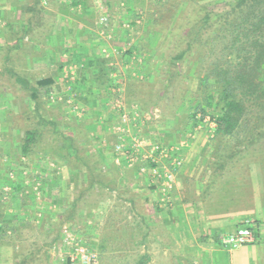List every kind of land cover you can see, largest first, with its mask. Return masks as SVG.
<instances>
[{"label": "rangeland", "instance_id": "rangeland-1", "mask_svg": "<svg viewBox=\"0 0 264 264\" xmlns=\"http://www.w3.org/2000/svg\"><path fill=\"white\" fill-rule=\"evenodd\" d=\"M15 1L16 3L12 0L13 3L10 2L8 6L10 11H16L12 17H1L0 12V47L5 44L6 37H10L14 34L17 36L23 34V42L34 44L31 48L32 50L25 51L24 54V50L14 51L10 55V62H12V66L19 72L29 74L33 77H46L55 73V83L51 86L50 93L44 91L41 94V98L44 101L41 110L44 115L48 116L59 114L58 111L60 109L57 106H53V104L57 105V103L60 102L64 110H71L72 112L74 111L77 116H82L84 120L80 127L85 132V138H87L86 142L83 141L84 138H82L81 135H78L79 130L74 127L76 125L74 118L72 119L70 114H66L65 118L69 121L67 124H70L69 126H71L73 135L75 137L78 136L76 138V144L81 150V154L86 157L87 155L91 156V158L87 159L88 162H92L91 159L96 158L92 153V149L94 148L99 152L103 160L111 159L121 167L131 168L137 165L139 170L140 159L142 158L139 157V159L134 162L127 161V157L123 155V151H120L118 145H122L123 150L125 147L131 146L132 143L138 142L140 138L153 143L158 142L159 144L178 147V150L182 151L188 147L190 149V147L195 145L194 149H191V154L193 155L189 158L192 161L197 160V162L193 164L196 169L194 179L196 181L198 179L201 181L204 171L207 170V163L210 157L211 159L213 157L212 152L217 151H215L216 148L214 149V145H219L218 153H222L223 159L230 156L228 155V148H230V145L228 146L225 143L232 144V142H227V138H216V122L209 114L204 117H200V114H197L195 126H193L192 122H188V124L181 127L179 126V122L182 123V120L184 121L187 115L192 111L197 91L196 80L186 79L188 84L186 86V91L183 93L184 100H182V106L180 105L181 107L179 106L176 108L174 114L171 112L172 110H170L169 104L171 100L170 96L172 95V90L170 88L168 92L160 98L156 106L152 108V111L150 109H142V107L136 103L126 104L124 98L119 95L122 94V90H119L120 87L116 85H120L122 81L124 82L123 76L125 75L113 69L116 67L118 69L123 68L127 77H129V69H132L131 72L133 73L130 77L136 78L142 76V74L136 72V68L143 60V57H137L136 60L127 57L123 58L118 54V49L116 48V45H118L116 43H118L119 39L117 36L122 35V33V48H128L132 43H138V40L140 41V39H142V24L145 20L144 12L141 13V11H138L135 25H130V27H128L129 21L133 18L132 10L129 8V0H110L112 7L108 8V10L105 0H84L86 4L91 6V10H87L85 13L87 17L85 19L95 24L92 39L91 34L88 35L86 33L90 32V29L85 28L87 31L84 32L82 29L86 26L83 21L74 17V12L79 13L81 9H83L80 1H78L75 6H69L68 9L65 10L66 12H59L57 9L56 11L55 9L53 10L45 0H40L39 6L43 8L32 17L34 29L26 34L24 22L22 23V21L26 20L28 15L31 14L29 11H26L27 7H30L31 0ZM142 1V7L145 8V10L149 7L153 8L152 5L155 0ZM201 1L209 3L217 0ZM68 2H70V0H62V5L68 4ZM2 4L3 3L0 5ZM57 15H62L63 17ZM65 19H68V22H66ZM10 21L12 23L8 26L7 23H10ZM126 28H128L127 32H125ZM51 30L52 32L49 37L47 33ZM132 30L135 31V33ZM125 33L128 35L125 36ZM151 35L155 36L153 34ZM36 36L44 40L37 43L36 40L30 39ZM154 43L155 41H153V39L151 41L149 40V48L152 49ZM79 45L83 47V51L88 52L89 58L95 59L96 54L98 56L104 55L110 58L109 62L106 63V68L109 72L108 77L111 78L110 81L107 82V85H109V90L115 95L112 99L106 98L105 101L107 103L105 104L104 102V104L108 108L104 112L101 106L99 107L95 104L92 105L87 103V101L81 98L82 95L77 93V86L79 84H76L75 79L78 76V69L84 70L85 66L88 65L84 56H81V58L75 57V51H78L80 48ZM60 47L63 49L62 53H60ZM89 53L91 55L94 53L95 55L92 57ZM3 55H5V51H1L0 49V65L4 57ZM64 59L70 60L71 62L69 61L62 65V69L59 71L57 63ZM79 60L80 64L78 63ZM137 63L139 64L136 65ZM189 63L191 62L186 61L184 67L186 66L185 68H187L188 75H191L192 71L195 69L196 63L192 62L188 67ZM160 67L161 65H155L156 70L151 71L153 78H159L158 73H160ZM137 69L139 70V68ZM128 80L129 78L127 81ZM89 83L90 80L88 84ZM82 85L83 83L80 84V87H83ZM149 85L150 84H144L145 87H143L140 92L142 94H150L151 89H146V86L152 88V90L154 87V91H157L160 82L158 81L155 82V84ZM14 87L15 86L10 84L6 76H0V135H3L5 138L4 140H0V152L5 154L13 151L11 154L12 156L14 153H18V142L15 141L16 134L19 132L20 127H24L25 114L22 113V111L30 108V106L25 104L24 99H26V97L15 96ZM148 103L150 102L148 101ZM91 109L97 111L98 117L95 118L89 113ZM8 112H10L11 120L8 117ZM30 115L31 120H28V122H31V125H33L35 123V119L32 118L34 117V113H30ZM9 120L13 123L12 129H9L11 124ZM66 127H68V125L59 124L57 126L58 130H62L64 133L67 132ZM50 128L51 126L47 124L42 139L43 145L45 147L49 146L46 157L42 158L39 152L33 154L30 159H25L29 165L27 170L24 171V173L28 175V178L25 179L26 192H28L25 197V205L28 206V210L23 206L18 208V214H25V218L15 222V225L21 226L19 232L8 234V236L5 237L6 242L0 246V260H3L0 261V264H13L14 262L11 263L12 260L10 259H24L25 261L22 262V264H30L34 261V264H64L66 259H70L71 256L73 259H83L81 254H79L81 249H85L88 253L94 254L97 259V264H140L138 259L140 252L148 249L142 247L143 244L139 243V237L142 233L139 227H141V229L144 227V221L142 216L136 215V213L140 211L141 214H145V212L149 210L148 206L143 207L140 203L129 205L119 201L115 204L111 201V203L107 205L108 203L106 201L104 202V198L102 199L100 197V200L97 198V191L94 189L91 193L90 190L87 192L84 200H80L79 202L76 201L74 208L71 202L77 190L87 182L86 178L89 177L87 175L88 171L85 167H80L82 166L81 163H78V161H75L73 158L65 160L61 156L52 153V149L58 144L49 139ZM112 135L115 138L113 140L108 138V136ZM196 146L200 149L196 148ZM255 146L244 151V157L237 163L240 173L236 174L243 176L244 173L242 172L244 170L249 175V181L253 162L259 163V165L257 164L259 167L258 174L260 176L262 175L264 178V149L263 147L260 149L258 145ZM93 162L97 165L99 164L97 161ZM77 167H79V172L78 176L75 178L76 182L70 184L68 180L77 172ZM101 167V172L94 170V174L101 179L108 178L109 175L106 173L105 165ZM81 170L84 171L81 172ZM1 172L2 170H0V173ZM37 173L39 176H37ZM141 174L146 175L148 179L147 173ZM205 174L206 176L204 177L208 179V173ZM227 176L230 175L227 174ZM235 178L238 179L237 177ZM82 181H85L83 185L81 184ZM148 181L150 180L148 179ZM189 183L186 184V187L192 185ZM133 186L134 185H132L131 189H134ZM195 187H199V184H195ZM222 188V190H225L224 185H222ZM231 189H237V186L234 185ZM5 190H8L7 186H5ZM102 191L104 194L103 197L107 198L105 194L106 190L102 189ZM185 193L187 194V192ZM221 193L224 192L220 191V195H217L215 201L220 206L225 207V204L227 205L228 203L225 197L229 196H225V194ZM98 206L101 207V210H106L108 208L113 210V206H115V210L120 215L123 213L124 216L125 214L126 223L128 222V226H131L129 227L131 233H127V235L132 239L130 240L129 238V240H127L128 243L125 244L127 247L130 246V249H126V255H128L124 257V259H111L109 258V253L100 255L98 249L93 244H90L91 232L88 231V229H90L88 226L91 225L90 223L93 220L92 213L97 211L94 208ZM82 208L84 211L79 214ZM12 211V207H10L7 213ZM69 213L70 216H68ZM88 213L91 214L89 215ZM123 216L122 219L124 218ZM85 224L87 226H85ZM246 225L255 229L254 224ZM67 232L75 239V243L71 245L63 244V237ZM56 235H58L57 240L52 242V239L55 238ZM149 240H151L154 245L153 248L150 247L149 249L150 252H152L156 247H159V242L155 243L156 241L151 238H149ZM256 244L258 243L246 245L251 251H256L254 255H256V253L260 254L257 252L258 250L255 249L257 248ZM219 246V242L215 244V249H220V252L214 251L211 255H207L205 258L202 257L201 259H205V262H203V260H201V262H203V264H229L228 251L230 248ZM102 250L108 252L110 249L104 248ZM210 257L211 259H209ZM220 257L224 259H219ZM192 261L193 260L190 259V262ZM179 262L182 261L179 260ZM76 263L79 264L78 261ZM260 263L262 264V262ZM165 264L169 263L166 262Z\"/></svg>", "mask_w": 264, "mask_h": 264}, {"label": "trees", "instance_id": "trees-1", "mask_svg": "<svg viewBox=\"0 0 264 264\" xmlns=\"http://www.w3.org/2000/svg\"><path fill=\"white\" fill-rule=\"evenodd\" d=\"M45 1L51 8L57 9L59 12L65 11L64 9H68L69 6H75L80 1L83 9L79 13L74 12V17L83 21L86 27H83L82 30L85 32L87 31L85 28H89L90 32L86 33L91 34V39L93 38L95 24L85 19L87 18L85 13L87 10H91V6L84 0H70L65 5H62L60 0ZM133 1H129L133 18L129 21L128 27L135 25L138 11L144 12L142 39L138 40V43H132L128 48H122L123 33L120 36L116 35L119 38L116 48L121 57L134 60L137 57H143L141 63L136 64H139L137 67L139 70L136 68V72L142 76L129 77V82L127 81L124 93L126 104L136 103L142 109L152 111V108L170 88L172 95L169 104L170 110L174 114L175 109L184 100L183 93L188 84L186 79L196 80L197 91L192 111L184 121L182 120V123L179 122V126H184L188 122H192L195 126L197 114H200V117L209 114L216 122V138H227V142H232V144L225 143L230 145L229 151L227 150L230 156L226 159H223L222 153H218L219 145H214L217 153L212 152L213 157L212 159L210 157L207 170L203 173L202 177L208 173V179H206L204 187L201 184V188L203 187V190L201 189L202 197L206 198L205 201L208 200L214 190L223 189L222 185L225 190L221 191H229L234 185L240 188L245 187L249 183V175L244 170L243 176L237 175L236 173H240L237 163L244 157V151L250 147L258 145L260 149L262 147L264 149V0H217L209 3H204L201 0H155L153 8L149 7L146 10L142 6H136ZM39 2L40 0H31L30 7L26 9L31 14L23 21L25 34L34 29L32 17L43 8L39 6ZM105 4L107 10L112 7L110 0H105ZM20 10L22 9L20 8ZM7 24L11 25V23ZM127 30L128 28L125 29V32ZM51 32L52 30L47 33V36L50 37ZM133 32L135 33V31ZM22 37L23 34L6 37L5 44L0 47L1 51H5L0 65V76H6L10 84L15 86V96L26 97L25 104L30 106L22 111L25 114L24 127H20L16 134L18 153H14L12 156L13 151L5 154L0 152V170H2L0 173V246L6 242L5 237L8 234L19 232L21 226L15 225V222L25 218V214L17 212L20 206L28 210V206L25 205V197L28 194L25 179L28 178V175L24 171L29 165L25 159H30L33 154L39 152L42 158L48 154L49 146L45 147L42 140L47 124L51 126L49 139L58 144L52 149V153L65 160L73 158L78 163L80 162L87 169V175L91 178L96 177L94 170L101 172V166L105 165L96 149L93 148L92 153L97 159L92 158V162H88L87 159L91 156L87 155L86 157L81 154V150L76 144L78 136L73 135L70 124H67L69 121L65 116L70 114L72 119L74 118L76 124L74 127L79 130L78 135H81L84 138L83 141L86 142L85 132L80 127L84 120L82 116H77L74 111L64 110L60 102L57 105L53 104L60 109L59 114L50 116L43 114L41 109L44 101L41 94L44 91L50 93L56 75L54 76L55 73H53L46 77H33L19 72L12 66L10 55L14 51L24 50V54L25 51H31L34 46V44L23 42ZM151 38L155 41L152 49L149 48ZM30 39L36 40L37 43L44 40L38 36ZM60 48V53H62L63 49ZM75 52V57L81 58L85 55L83 47ZM95 59L98 62L93 67L85 66L84 70L78 69V76L75 79L76 84H79L77 93H80L81 98L87 103L101 106L106 111L108 107L100 102V96L106 94L108 99H111L115 95L109 91L110 87L107 85L109 72L106 63L110 58L96 55ZM69 61L67 59L60 60L57 63L59 71H61L62 65ZM186 61L191 62L188 67L192 62L196 63L191 75H188L187 68L184 67ZM155 65H161L157 79L153 78L151 73L156 70ZM116 70L119 72L118 69ZM91 79L95 81V88L87 85ZM154 81L160 82L157 91H154V87L152 90L146 86V89H151V93L142 94L140 92L145 87L144 84L152 85L155 84ZM81 83L87 85L83 87V90L80 87ZM93 92H98L99 96L92 98ZM30 113H34L32 118L35 119V123L33 125L28 122L31 120ZM89 113L95 118L98 117L95 110L91 109ZM8 117L11 120L10 112H8ZM10 122L9 129H12L13 123ZM59 124L68 125L66 133L58 130ZM108 138L115 139L113 135ZM4 139V136L0 135V140ZM93 161H97L99 164L94 166ZM113 173L111 172L110 175H115V172ZM37 176H39L38 173ZM97 181L103 183L101 178H98ZM91 185L92 183L89 184V187ZM5 186L8 190H5ZM204 195L206 196L204 197ZM228 201L236 202L235 198H229ZM72 203L75 208L76 199ZM10 207L13 211L7 213ZM57 236L52 239V242L57 240ZM144 262V260L139 261L141 264ZM15 264H22V261Z\"/></svg>", "mask_w": 264, "mask_h": 264}, {"label": "crops", "instance_id": "crops-1", "mask_svg": "<svg viewBox=\"0 0 264 264\" xmlns=\"http://www.w3.org/2000/svg\"><path fill=\"white\" fill-rule=\"evenodd\" d=\"M134 1L136 6H143L142 0L138 3L137 0ZM10 2L13 3L12 0H0V4L3 3L0 5L1 17L9 16L10 18L15 14V10L12 12L8 9ZM14 2L16 3L15 0ZM60 2L62 3V0H60ZM57 16L60 17L62 15ZM67 20L68 19H65L66 22H68ZM10 23L12 22L10 21ZM83 52H85V61L88 62L87 66L93 67L96 65L97 62L95 59L89 58L88 52ZM93 55L95 54L93 53L91 56L93 57ZM116 69L118 68L116 67L114 71H117ZM131 70L132 69L128 70L129 77L133 75ZM118 71L122 73V75H125L123 76L124 82L122 81L120 85H116L120 87L119 90H122V94L119 95L124 98L127 79L129 77H127L123 68L118 69ZM110 79L111 78H109V81ZM87 85L95 88L94 79H91L90 83ZM87 85L83 83L82 86L86 87ZM83 87L82 90L84 89ZM109 91L107 92L109 93ZM98 96V92H93L91 95L92 98ZM100 98L101 102L107 103L105 101L106 98H108L106 94H102ZM102 111L104 112L105 108H103ZM194 147L195 145L190 147V149L188 147L183 151L181 150L183 163L176 171L172 189L167 192L165 196L160 193V191H156L153 185H150L151 183H149L147 176L138 171L137 165L131 168L121 167L113 160L108 159L103 160L106 166V173L109 175L108 178L101 179L104 184L97 181V176L95 178L89 176L86 178L87 182L84 185L83 183L85 181L81 182L83 186L77 190L72 202L75 199L77 202L84 200L89 190L91 193L92 190L96 189L97 198L99 200L100 197L102 199L104 198V202L106 201L108 203L107 205H109L111 201H113L114 204L119 201L129 205L140 203L143 207L148 206L149 210L145 212V214H141L140 211L138 213L135 212L136 215L142 216L144 221V227L142 229L139 227L142 232L139 237V243L143 244L142 247L148 249L145 251L143 250L139 254V261H145L142 264H165L166 262L169 264H203L205 259H201L202 257L205 258V256L211 255L214 251H221L220 249H215V244H218V242L220 243V237L222 235L232 233L241 226H247L246 224L255 225V229L250 228L256 235V240L253 243H258L255 249L258 250L257 252L260 254L256 253V255H254L256 251H251L249 247L246 246L247 244L237 248H231L228 251L229 264H261L260 262L264 264V178L262 175L260 176L258 174L259 163H252L250 181L245 187H237V189H230L229 191H223L224 193H221L225 194V196H229L225 197L227 199L226 201H228L229 198H235L236 201L235 203L228 201L227 205L225 204L224 207L220 206L215 201L222 189L217 190V188L214 190L206 201V198L202 197V190L207 178L203 177L201 181L199 179L197 181L194 179L196 169L193 164H195L197 160L192 161L189 158L193 155L191 151ZM196 148L199 147L196 146ZM94 166H97V164H94ZM80 167L84 168V166ZM110 170L112 173L115 172L114 176L110 175ZM76 171L77 172L69 178L68 183L72 184V182H76L75 178L78 176L79 170L77 169ZM83 171L84 170H81V172ZM188 181L192 185L186 187V184L189 183ZM91 183L92 185L89 187ZM197 183L199 187H195ZM201 184H203L202 188ZM132 185H134V189H131ZM102 189L106 190L105 194L107 198L103 197L104 194ZM185 192H187V194ZM205 196L206 195H204V197ZM113 207V210L111 208L101 210L100 206L94 208L97 211L92 213L93 220L90 223L91 225L88 226L90 228L88 231L91 232L90 244H93L98 249L100 255L109 253V258L111 259H124V257L128 255H126V249H130V246L127 247L125 244L128 243L127 240H129V238L130 240L132 239L127 235V233H131L129 228L131 226H128V222L126 223L125 214L124 216L123 213L120 215L115 210V206ZM83 211L84 209L82 208L79 214H81V212L83 213ZM88 214L90 215L91 213ZM122 216L124 217L123 219ZM85 226L87 225L85 224ZM149 238L154 239V241H156L155 243L159 242V247L155 246L156 249L152 252H150L149 249L150 247L153 248L154 245ZM101 245L102 248H100ZM220 246H222L221 243ZM104 248H109L110 250L104 252V250H102ZM190 259L193 261L190 262ZM209 259H211V257ZM219 259L224 258L220 257ZM10 260H12L11 263L14 262L13 264L25 261L24 259H14L15 261L13 259ZM179 260L182 262H179ZM201 260H203V262H201ZM0 261L3 260L1 259ZM34 262L30 264H34Z\"/></svg>", "mask_w": 264, "mask_h": 264}, {"label": "built area", "instance_id": "built-area-1", "mask_svg": "<svg viewBox=\"0 0 264 264\" xmlns=\"http://www.w3.org/2000/svg\"><path fill=\"white\" fill-rule=\"evenodd\" d=\"M118 148L123 151V155L127 157L129 162H134L139 157L142 158L140 159L139 171L148 174L149 182L160 193L165 196L172 189L176 171L183 163V156L178 147L163 145L158 142L153 143L140 138L138 142L132 143L131 146L125 147L123 150L122 145H118ZM255 240L256 235L248 226H241L234 232L220 237L221 245L230 249L253 243ZM72 243H75V239L70 233H65L63 244L71 245ZM79 254L83 259H73L71 256L70 259H66L64 264H77V261L79 264H97L96 256L88 253L87 250L81 249Z\"/></svg>", "mask_w": 264, "mask_h": 264}]
</instances>
